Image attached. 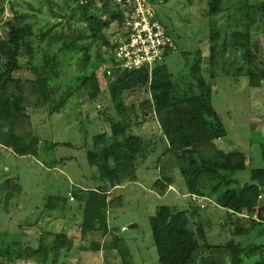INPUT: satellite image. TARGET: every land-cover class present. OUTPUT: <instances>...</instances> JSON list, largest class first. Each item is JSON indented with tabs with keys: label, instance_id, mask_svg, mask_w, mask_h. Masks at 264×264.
Listing matches in <instances>:
<instances>
[{
	"label": "trees",
	"instance_id": "obj_1",
	"mask_svg": "<svg viewBox=\"0 0 264 264\" xmlns=\"http://www.w3.org/2000/svg\"><path fill=\"white\" fill-rule=\"evenodd\" d=\"M73 1L82 17L87 19L85 29L99 33L113 20L117 25L122 23L118 14L104 20L88 15L92 6L99 5L98 1L101 2L100 7L111 10L105 0H91L83 5L78 0ZM205 2L210 18L222 12L220 0ZM14 3V0H0V16L9 6L15 23L8 26L0 24V143L6 144L18 156L36 157L39 138L34 135L29 111L49 108V113L55 112L70 96L96 102L102 92L97 72L90 70L89 53L80 54L81 48L85 49L84 45L75 43L76 34L70 35L71 29L68 34L61 33L62 45L58 50H52V38L55 36L47 37V33L38 26L35 15L17 9ZM241 9L246 24L264 20V0L252 4L247 0ZM258 12L263 15H257ZM234 25L227 27L234 28ZM227 27H211L208 55L203 56L201 50L192 53L190 80L184 77L182 83L178 82L165 64L166 58L174 55V51L150 71L149 68L132 71L113 68L111 75L106 76L109 97L116 102V108L123 106L124 94L146 86L148 97L140 103L144 108L143 117L152 116L157 121L168 143L167 150L158 158V177L150 189L164 196L176 183L178 172L186 190V198L181 202L159 203L148 217L151 246L155 252L150 264H264V205L259 200L264 195V166L252 167L243 152L227 151L216 145L215 141L227 132L212 104L213 80L217 76H246L250 86L260 87L264 84V70L256 72L252 68L254 57L248 48L249 33L246 30H236L240 39L230 40L226 48H222L223 45L215 48L214 39L219 32L224 34ZM105 45L107 57L100 53V45L96 46L97 64L113 62L112 44L106 41ZM237 51L240 52L239 57ZM189 53L183 51L182 57L187 58ZM73 57L80 61L75 68L77 74L73 81L63 83L60 66ZM204 61L206 68L203 67ZM130 109L134 113V108ZM110 130V137L105 134L96 136L94 146L110 145L113 160L110 171L121 185L136 182L134 157L141 150L143 141L137 136L126 135L121 122H111ZM259 146L264 160V142ZM247 170V179L237 177L238 172ZM1 192L0 208L8 212L18 202L21 188L13 178H7ZM84 199L80 235L88 249L115 251L118 257L116 264H140L134 258L128 238L114 227L109 230L107 225V211L117 207L120 199L107 200L104 193L95 190L87 191ZM203 199L226 209L227 220L214 224L230 233L225 235V240L216 238L219 227L210 225L212 233L209 235L199 220L206 211L203 203L201 207ZM44 206L48 210H63L65 207L63 199L52 195L46 198ZM253 214H256V219ZM251 232L254 233L252 239ZM10 247L7 254L9 249H17L15 258L8 255L0 264L15 263L16 260L56 264L60 252L73 247V240L62 233L41 230L36 247L14 242Z\"/></svg>",
	"mask_w": 264,
	"mask_h": 264
},
{
	"label": "rangeland",
	"instance_id": "obj_2",
	"mask_svg": "<svg viewBox=\"0 0 264 264\" xmlns=\"http://www.w3.org/2000/svg\"><path fill=\"white\" fill-rule=\"evenodd\" d=\"M150 1L155 5L158 19L170 32L177 45V49L173 53L174 55L168 56L164 62L175 74L178 82L182 83L184 77L185 79L189 77V66L192 61L193 52L201 50L203 54H209L211 45L209 42V29L211 24H214L215 28L216 25L233 26L236 24L234 28L231 27L232 30L230 27L224 29L225 31L222 35L219 32L217 38L214 39L215 48L217 49L220 45H223L222 48H226L225 46L230 45V40L231 42L239 40L240 37L236 36L235 32L248 31V48L254 57L252 68L256 72L264 70V20L246 24L247 22L241 8L246 4L247 0H220L219 8L222 12L219 15L212 16V20L207 14L208 4L205 0ZM259 1L261 0H248L250 4ZM14 2L17 9L26 10L27 13L35 15L38 26L47 33V37L55 36L52 38V50H58L57 48L62 45V40L59 39L61 33L68 34L71 29L70 35L76 34L75 43L84 45L85 49L81 48L80 54H85V51L89 53V67L91 68L90 70L97 72L102 92L101 98L96 102L84 99L78 100L76 96L75 98L74 96H70L67 98L66 103L62 104L55 112L49 113V108L31 112L34 130H36V134L42 140H48L47 143L62 142L69 137L71 138L75 134V131L77 133H86L89 137L94 134L93 132L99 133L105 128H110L109 124L114 121L121 122L125 130H155L154 128L157 125L150 120L152 116L145 119L142 112L144 108L140 107V103L145 100V97H148L146 86L130 94H124L123 106L116 108V102L110 99L108 93V79L107 75H105L106 63H102L101 65L96 63L95 50L97 44L101 47L100 53L105 57L108 56V52L105 51V43L107 41L111 45L117 36L118 27L116 21H111L107 27H102L101 31L97 33L93 29H85L87 19L82 17L73 0H14ZM113 14V9L100 7L98 4H95L88 10V15L101 20L109 19ZM263 14L262 12L257 13V15ZM0 19L4 20L5 26L15 24L13 12L9 6L2 13ZM220 27L224 26L217 28L219 29ZM183 51L190 52L187 58L182 57ZM239 53L237 51L236 55L238 57ZM0 61L2 60L0 59ZM24 61L25 59H23ZM79 62L78 57H73L72 60L60 66V69H62L60 75L61 82L67 83L75 79L77 74L75 68ZM203 64V67L206 68L207 64L205 61ZM181 71L186 73L181 74ZM80 73L82 74V70ZM188 80H190V77ZM236 80L234 75L222 76L212 94V104L221 118L224 127L227 129V137L237 150L243 151L249 158L250 165L256 167L262 163L259 157V145L264 142V119L261 116L252 120L251 116L255 114L264 115V86L262 84L258 88H249L248 85L237 84ZM131 107L132 109L134 108V113H131ZM156 128L158 130V127ZM79 149L80 147L68 149L58 145L51 149L48 158L54 157L58 161L61 158L62 162H59L58 168H50V170L40 166L41 164L36 162V158L39 159L41 158L40 156L33 157L34 159L26 156L15 157L11 155L9 156L10 159H5L4 154L0 156V186H3L2 183L6 177L16 176L23 187V193H20L18 202L10 210L14 214L13 219L8 221L11 226L16 227V222L19 224L17 214L26 211L27 207H33L36 204L35 200H39V197L42 195L41 192L56 190V186L59 185H64L65 190L63 192H66L71 187V183L74 182V180L71 181L72 178L75 179L77 184L78 180L75 175L79 178L82 176L86 178L87 169L84 162V151ZM3 152L5 153V151ZM71 158L73 161H70ZM45 159L42 157L41 160L45 161ZM248 175L249 170L237 173V177L242 180L247 179ZM142 178L144 179L145 177L141 175ZM127 188L129 190L132 188L134 192L131 190L132 194L126 196L127 206L120 213L119 219H125L127 221L126 225H129L130 223H134L128 222L130 219L133 217L138 218L137 223L140 224L139 235L147 243L148 239H150L147 221L152 210L157 205L154 200L156 195L155 193L150 194L146 189L142 190L138 182L127 184ZM74 191H76L75 188ZM19 201L24 206L21 207L20 205V211H16ZM162 203L169 202L168 200H164ZM207 210H209L208 207H206ZM8 212L0 208V230L8 223H5V219L2 217L3 214ZM42 226L48 227L49 223L44 219ZM50 227L51 225L49 229ZM128 230L131 232L132 229L128 228ZM226 232L223 229L221 230V235L224 238H226ZM252 236L253 232H251ZM251 237L250 239H252ZM220 239L222 238L219 237L218 240ZM1 251L3 252V250ZM12 251V249L8 251V255H11Z\"/></svg>",
	"mask_w": 264,
	"mask_h": 264
},
{
	"label": "crops",
	"instance_id": "obj_3",
	"mask_svg": "<svg viewBox=\"0 0 264 264\" xmlns=\"http://www.w3.org/2000/svg\"><path fill=\"white\" fill-rule=\"evenodd\" d=\"M219 26L227 27L224 24L216 25V27ZM211 27H215V25L211 24L210 29ZM202 55L205 56V54L203 53ZM234 76L237 79L236 80L237 84L242 83L245 86L248 85L249 88H258L255 86H250L248 83L249 82L248 78L246 76L237 75V74H234ZM221 77L222 76L219 75L213 80L212 87L214 91L217 83L219 84ZM29 113L31 114V111H29ZM261 116H263L262 119H264L263 114L261 115L255 114L254 116H251V118L253 120L256 117L258 118ZM150 120L153 121L155 125H157L156 127H158V130H156L157 128L155 127L154 128L155 130H125V133L126 135L137 136L141 138L143 141L141 150L137 154H135L134 157V164L136 167V174H137L136 182L140 184L142 190L146 189L149 191L150 194H152L155 192L151 191L150 187L154 182V180L158 177V173H159V169H157L156 167L157 161L158 158L167 150L168 143L165 136L162 134L157 121L155 119L154 120L150 119ZM35 131L36 130H34V135L39 138L38 156L41 157L39 159L36 158L37 160L36 162L40 163L41 164L40 166H43L48 170H50V168L51 169L53 168L55 169V167L58 168L59 162H62L61 158H59L60 159L59 161L54 157L48 158L49 157L48 155L51 152L50 150L56 147L57 145L68 149H76V147H80L79 150L84 151L83 156H84V162L86 163L85 166L87 169L86 172L87 175L86 178H84V176L79 178L78 176L75 175L76 179L78 180L77 184L75 182V179L72 178L71 181L74 180V182L71 183V187L66 192H63V190H65L64 185L56 186V190L54 189L53 191L50 190L48 192H41L42 195L39 197V200L36 201L34 199L36 204L33 207H29V208L27 207L26 211L19 212L17 214V219L19 220V224L18 222H16L17 223L16 227L11 226L10 223L8 222L9 220L11 221L13 219L14 217L13 212L10 211L8 213L3 214L2 217L5 219V223L6 222L8 223H6L5 226H3L0 230V249L3 250V252L0 251V260L2 261V259L6 260L8 258L7 250L8 248H11L10 246L12 242L18 244L20 243L23 246L36 247V245L38 244V235L41 232V230H51L52 232L65 234L69 239L73 240V247L70 250L61 251L58 260L56 261V264H83V263L116 264L118 262V257L115 254V251L100 249L99 251L95 252L88 249V244L81 240L80 227L82 224L83 213H84V205H85L84 196L87 193V191L95 190L104 193L107 197V200L120 199L119 202H117L116 204L117 207H112L107 211L106 221L109 230L111 227L112 228L114 227L115 229L119 230L118 232L119 234L128 238V244L130 245L131 251L134 255L136 262L140 264L152 263L153 262L152 259L154 258L153 255L155 252H154V248L151 246V234H150V239H148L147 243H145L144 242L145 239L141 235H139L140 224L137 223L138 218L133 217L128 221V222H134V223H130V224H135L131 227L129 226L130 224L126 225L127 221H125V219L122 220L119 219L120 213L127 206L126 196L132 194L131 190L134 192L132 188L130 190L127 188V184H132L133 182L121 185L117 179V176L110 171V168L113 165V160H112V151L109 144H107V146L102 148L101 147L96 148L94 146V138L96 136L105 134L106 136L110 137L112 134V130H110V128L108 127L105 128L104 130H101V132L99 133L93 132L94 134H92L89 137L87 136L86 133L85 134H83L82 132L77 133L75 131V134H73L71 138L69 137L65 141L62 142L57 141L53 143H47L48 140L46 141L42 140L38 136V134H36ZM215 143L218 147L223 148L227 151L237 150L234 144L231 142V140L227 137V134L217 139ZM3 151H5V153ZM2 154H4L5 159H8L10 155L15 157L18 156L6 144L0 143V156ZM19 157H25V156H19ZM26 157L33 158V156H26ZM42 157L46 158L45 161L41 160ZM259 157L261 158L262 163L260 165H257L256 167L264 166V160L262 159L261 156V150H259ZM70 161H73V159L71 158ZM141 175L144 176L145 178L141 179ZM7 178H13L16 181V183L21 188V194H22L23 187L21 185V182L16 176L6 177L3 180L2 185L5 184V180ZM146 178H148V180H146ZM1 187L2 186H0V202L2 200ZM74 188L76 189V191H74ZM185 192L186 190L184 188L182 178L180 174L177 172L176 183L174 185H171L168 189V192L162 197L155 193L156 197H154V200L157 204L162 203L164 200H168V202L171 203H175V202L179 203L182 201L181 199L186 198ZM51 195L59 196L61 199H63L65 205L63 210H48L45 208L44 204L46 202V198ZM70 195L73 197V200L69 199ZM259 200L261 201V205H264V195H262ZM200 202L205 205V208L208 207L209 209L201 214L199 220L204 225L208 234L210 235L211 234L210 225H214V224L217 225L218 223H224L225 220H227L226 209L218 205H213L211 201L207 199L206 200L203 199ZM20 205H21V201H19L16 211H20L19 210ZM23 206L24 205H21V207ZM153 212L154 209L152 210L150 215H152ZM255 215L256 214H253L254 218L256 219L257 217H255ZM44 219L49 223V226L51 225L50 229L49 226L48 227L42 226V221ZM122 227H126L125 230H122L121 229ZM216 227H219L216 230L218 234L216 238L218 239L219 237H221L222 240H225L226 238H224V236L221 235V230L223 229L224 231V227H221L220 225ZM128 228L132 229L131 232H129ZM229 234L230 233L228 232L226 233V235ZM12 250H13L12 254L9 257L15 258L17 249H12ZM16 261L15 263H10V264H37L31 261H19V260ZM47 264H53V263L49 262Z\"/></svg>",
	"mask_w": 264,
	"mask_h": 264
},
{
	"label": "built area",
	"instance_id": "obj_4",
	"mask_svg": "<svg viewBox=\"0 0 264 264\" xmlns=\"http://www.w3.org/2000/svg\"><path fill=\"white\" fill-rule=\"evenodd\" d=\"M91 0H78L83 5ZM122 18L117 25V36L112 42V61H107L105 75L110 76L113 68L137 70L149 68L163 62L177 45L163 23L158 19L155 5L150 0H105ZM99 5L101 4L98 1ZM4 20L0 19V24ZM70 200L73 197L69 196ZM201 207L203 204L201 203ZM126 227H122L125 230Z\"/></svg>",
	"mask_w": 264,
	"mask_h": 264
},
{
	"label": "water",
	"instance_id": "obj_5",
	"mask_svg": "<svg viewBox=\"0 0 264 264\" xmlns=\"http://www.w3.org/2000/svg\"><path fill=\"white\" fill-rule=\"evenodd\" d=\"M133 225H135V224H130L129 226L131 227V226H133Z\"/></svg>",
	"mask_w": 264,
	"mask_h": 264
}]
</instances>
